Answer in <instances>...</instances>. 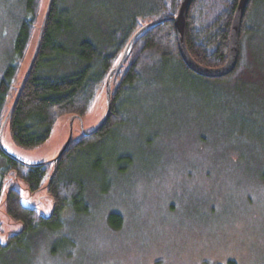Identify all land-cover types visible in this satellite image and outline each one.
Wrapping results in <instances>:
<instances>
[{"label":"rangeland","instance_id":"374dc122","mask_svg":"<svg viewBox=\"0 0 264 264\" xmlns=\"http://www.w3.org/2000/svg\"><path fill=\"white\" fill-rule=\"evenodd\" d=\"M27 2L0 0V80L13 62ZM48 2L42 0L41 17ZM152 4L60 3L69 12L66 32H84L98 44L107 40L109 50L117 44L111 35L127 29L136 14L146 23L143 17ZM250 26L245 51L249 69L238 80L194 77L182 73L178 64L150 62L142 79L122 96L124 121L75 158L76 172L87 169L86 204L68 205L57 223L38 226L1 250L0 264H264L263 3ZM38 32L21 74L31 61ZM70 43L65 44L69 51ZM69 57V52L62 56L59 69ZM106 106L100 88L90 109L75 118L73 139L97 128ZM71 119L72 114L59 116L47 140L35 147L16 143L6 127L3 148L27 164L51 161L67 143ZM6 163L0 153L1 242L23 228V222L2 210L10 187L19 189L24 205L36 206L42 215L49 216L53 206L44 185L48 175L44 187L31 195L14 172L2 176ZM51 170L52 165L47 173Z\"/></svg>","mask_w":264,"mask_h":264},{"label":"trees","instance_id":"16d2710c","mask_svg":"<svg viewBox=\"0 0 264 264\" xmlns=\"http://www.w3.org/2000/svg\"><path fill=\"white\" fill-rule=\"evenodd\" d=\"M238 2L239 0H193L186 20V44L191 56L200 64L218 67L226 62L230 31ZM60 3L61 0H52L47 15L46 8L41 17L42 0H28V15L21 22L15 40L13 62L6 68L0 80L1 129L24 78L21 71L28 50L37 29V37L39 36L46 15L34 65L22 85L17 104L8 119L15 142L23 147H35L44 143L59 116H82L90 109L97 92L104 86L108 73L117 63L129 39L144 24L140 22L141 15L136 14L127 29L117 30L115 35H111L117 38V44L109 50L110 44L107 40L105 44H98L91 37L85 36L84 32H66V26L70 23L69 12ZM180 3L181 0H153L152 11L144 14L143 19H147L146 22L169 19L149 28L137 39L125 64L115 75L113 108L107 124L94 134L72 141L59 159L47 185V191L54 200L53 214L48 218L41 215L36 208L25 206L16 187L7 191L6 212L15 221L23 222V228L10 235L6 243L0 241V251L9 248L13 242L24 238L38 226L45 227L50 223H57L68 205H84V202L86 204L87 185L84 176L87 169L84 166L76 172L75 158L85 148L102 143L107 135L124 121L123 105L126 101L122 100V96L130 86L142 79L143 72L150 62L178 64L182 73L225 82L240 79L249 69L245 62V51L248 43H251L250 34L253 30L250 21L256 8L261 3L264 4V0H250L241 26L236 67L228 75L219 78L200 76L184 63L178 49L172 19L177 15ZM39 18L41 22L38 21ZM69 42H72L70 51L66 47ZM68 52L70 60L64 68L59 69L62 56ZM0 153L7 159L6 165L1 169L3 177L11 171L14 172L17 178L25 182L31 193L43 186L51 163L27 164L6 153L1 144ZM117 161L120 163V158L117 157ZM111 216L121 215L113 213ZM229 264L236 262L230 261Z\"/></svg>","mask_w":264,"mask_h":264},{"label":"water","instance_id":"95a60500","mask_svg":"<svg viewBox=\"0 0 264 264\" xmlns=\"http://www.w3.org/2000/svg\"><path fill=\"white\" fill-rule=\"evenodd\" d=\"M192 2H193V0H181L177 15L172 17V19L174 21V25H175V31H176L177 42H178V49H179V52L181 54V57H182L184 63L188 66V68L190 70H192L194 73H196V74H198L200 76L208 77V78H219V77L226 76V75H228L229 73H231L235 69L237 61H238L240 31H241L242 22H243V19H244V16H245V13H246V10H247V7L249 5L250 0H239V2H238V5H237V8H236L234 17H233V21H232L231 31H230V42H229L228 58H227L226 62L223 65L218 66V67H208V66L200 64L199 62H197L191 56V54H190V52H189V50L187 48V44H186V20H187V14H188V11H189V8H190ZM51 4H52V0H49L48 6H47V10H46V15H47L50 7H51ZM46 15H45L44 20L42 22L40 34L38 36L37 43L35 45L31 61L29 62V65H28L27 69L25 70V72L23 74L24 78L22 80V83H21V86L19 88V91H18V93H17V95H16V97L14 99V102L12 103V106H11L6 118L4 119V121H3L2 125H1V129H0V144H1L2 148H3V143H2L3 131H4V129L6 127H9L8 126V119H9L10 113L14 109V107L16 106L18 98H19V95H20V91L22 89V85H23L27 75L29 74V72L31 71V69H32V67L34 65V61H35V58L37 56L38 49H39L40 37H41L42 31H43V27H44V24H45V20H46ZM168 19L169 18H161V19H158V20H153V21H150V22H146L131 36V38L129 39L127 45L125 46L122 54L120 55L117 63L115 64V66L108 73L107 78H106V80L104 82V86L102 87L105 90L106 104H107V106H106L107 110H106V113H105V116H104L102 122L99 124V126L97 128H95L94 130H92L90 132H84L77 139H80V138H82L83 136H86V135L94 134L97 131L101 130L107 124V122H108V120H109V118H110V116L112 114V108H113V95L115 93V86H114V77H115V75L119 72V70L125 64V62L128 59L129 54L131 53V51L133 49V46H134L135 42L137 41V39L146 30H148L149 28H151V27H153L155 25H158V24H160V23H162V22H164V21H166ZM78 117H80V119H81V115L72 114L71 131H70V135H69V138L67 140V143L65 144V146L61 150V152L53 160L46 162L48 164L51 163V165H52L51 172L49 174L47 173L48 180H47L46 184H44L45 188H46V192H47V194L49 196H50V194L47 191V185H48L53 173L56 170V165H57L59 159L67 151V149H68L69 145L71 144V142L74 141V140H77V139H73V122H74L75 118H78ZM14 175H15V173H14ZM44 185L39 190H41L44 187ZM11 188H13V187H10V189ZM26 188H27V186H26ZM36 192H34V193H36ZM34 193H31V195H33ZM6 195H7V193H6ZM6 195H5V197H6ZM21 195H22V193H21ZM5 197H4V202L2 203V210H4V207H5ZM22 202H23V195H22ZM28 207L37 208L36 206H28ZM53 211H54V200H53L52 212L50 213L49 216H45V215L44 216L49 218L53 214ZM3 243H6V242H3Z\"/></svg>","mask_w":264,"mask_h":264}]
</instances>
